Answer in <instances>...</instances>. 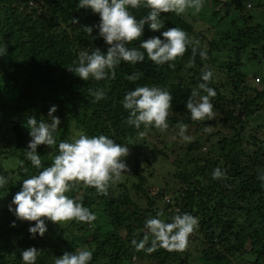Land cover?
I'll list each match as a JSON object with an SVG mask.
<instances>
[{
    "label": "trees",
    "instance_id": "1",
    "mask_svg": "<svg viewBox=\"0 0 264 264\" xmlns=\"http://www.w3.org/2000/svg\"><path fill=\"white\" fill-rule=\"evenodd\" d=\"M208 1L213 16L226 4L232 5L237 13V19L232 21L235 30L218 32L222 45L216 48L217 53L224 52L230 59L235 57L236 62H224L218 72L222 74H214L209 85L217 92L212 98L217 115L211 120L191 121L185 103L200 82L204 65L216 66L214 60L203 61L197 54L194 65L188 67L193 58L191 45L183 57L173 62V68L167 64L156 66L147 60L136 65L122 62L114 79L82 81L67 70L78 53L91 48L105 52L108 47L102 38L93 40L83 30L84 26L98 23L97 15L78 9L77 0H0V42L7 44V54L0 57V136H9L8 147H0V159L16 162L15 172L21 181L38 171L29 161L25 160L23 167L19 164L25 159L22 150L29 140L23 120L26 115H35L48 121L46 116L52 105L57 108L54 115L61 119L56 133L58 142L70 140L74 132H83L89 136L104 134L117 142L132 144L138 133L146 129H136L127 123L128 113L121 103L124 94L136 86L157 85L167 88L173 97L167 118L169 126L184 123L199 132L187 146L185 155L172 162L175 167L172 177L178 180L173 188L169 185L148 188L147 180L141 176L140 165L152 169L158 160L167 161L164 150L153 147L144 160L147 165L140 153L130 148L133 160L130 163L126 160L129 171L122 174L125 179L108 189L116 195H97L91 188L68 192L95 212L97 219L91 225L49 224L44 237L33 240L27 232L28 222H17L14 228L9 226L14 217L7 211L9 203L3 202L0 264H20L19 251L33 246L42 250L38 264H53L54 256L85 246L93 252L91 264H123L130 260L134 262L130 264H143L137 259H146L148 264H264V183L258 179L264 174V77L258 73L249 75L261 82L256 87L248 83L246 71L239 69L240 56L252 57L254 64L264 65V12L256 18L247 13L255 6L264 8V4L250 0ZM247 4L250 7L245 10ZM133 14L139 19L147 10H133ZM161 16L165 23L161 31L179 27L201 44L207 40L204 31H195L192 13L184 18L174 13ZM92 35L96 36V29ZM159 35L145 25L141 39ZM225 40L229 42L226 44ZM209 43L212 48L213 41ZM129 46L138 47L139 40ZM211 53L209 48L207 60ZM133 74L137 78L129 80ZM90 88L103 90L105 98L93 102ZM210 137L215 138L214 142L209 143ZM204 147L206 152L201 150ZM38 153L45 167L56 154L43 145ZM151 155L156 159H150ZM216 167L225 170L226 179L211 178ZM0 175L7 176L1 164ZM129 181L136 196L130 193ZM6 191L0 189V198ZM136 197L143 198L145 205L137 203ZM177 209L199 218L198 232L190 235L184 251L158 249L148 254L135 250L130 241L143 238L147 217L163 210L161 219L170 222ZM196 241L200 246L193 248L197 255L194 260L189 245Z\"/></svg>",
    "mask_w": 264,
    "mask_h": 264
},
{
    "label": "clouds",
    "instance_id": "2",
    "mask_svg": "<svg viewBox=\"0 0 264 264\" xmlns=\"http://www.w3.org/2000/svg\"><path fill=\"white\" fill-rule=\"evenodd\" d=\"M78 9L90 10L98 16V23L84 26L83 30L93 37L102 38L108 46L105 52L99 48L82 50L78 53L73 66L67 68L82 81L114 79L116 68L127 62L136 65L150 61L156 66L167 64L174 67V61L183 57L191 45L192 59L188 67L195 63L198 54L201 60L207 61L206 45H201L199 39H194L179 27L165 28L162 13L199 14L206 5V0H77ZM146 9L147 14L139 19L133 10ZM76 23L75 20H73ZM145 25L151 32H159V36L141 39ZM96 29V36L93 30ZM139 40V46L130 47V43ZM7 54V44L0 42V57ZM135 74L129 75V80H135ZM214 81V70L207 64L200 75V82L194 87L185 103L188 118L191 121L211 120L215 116L212 98L217 95L216 89L210 87ZM93 102L105 98V92L100 89H89ZM172 94L164 87L157 85L136 86L128 90L122 100V108L127 111V123L136 129L141 127L155 128L161 131L169 128L167 118L172 107ZM55 105L49 107L48 121L37 119L35 115H26L23 122L27 129L29 140L23 149L24 160L19 161L21 167L25 160L38 169L36 174L20 181L19 190L12 196L7 211L14 219L10 227H16L17 222H28L27 232L30 239L43 238L49 224L65 226L70 222L91 225L97 219L95 212L84 206L75 197L66 193L77 189H95L97 195H107L109 187L121 180L123 173L129 168L126 158L130 154L132 144L117 142L104 135L89 136L80 132L70 140H57V130L61 119L55 116ZM45 117V116H40ZM177 135L184 140H190L186 134L188 125L177 123ZM139 137L145 133L140 131ZM175 138V137H174ZM55 150L51 163L43 166L38 153L39 146ZM55 146V149H53ZM213 180L226 179V172L216 167L211 172ZM264 183V174L258 176ZM9 177L0 175V189L8 184ZM163 210L149 216L144 221L146 233L142 239L133 238L130 244L135 250H143L151 254L158 249L166 251H184L189 244L190 235L199 227V218L188 212L177 214L170 222L161 219ZM34 222V223H32ZM42 250L28 247L19 251L20 264H38ZM93 252L86 246L72 251H64L60 256H54L53 264H91Z\"/></svg>",
    "mask_w": 264,
    "mask_h": 264
},
{
    "label": "rangeland",
    "instance_id": "3",
    "mask_svg": "<svg viewBox=\"0 0 264 264\" xmlns=\"http://www.w3.org/2000/svg\"><path fill=\"white\" fill-rule=\"evenodd\" d=\"M250 1L253 3L259 1V2L264 4V0H250ZM249 7H250V4H247L245 10H248ZM212 12H213V9L210 6L209 1L206 0V5H205L204 9H202V11L199 14L192 15L191 19L194 20L193 26H194L195 31H198V30L204 31V34H205L207 40L206 41L204 40V43H202L201 45L202 46L206 45L207 50L209 48H210V50L212 49V53L210 55L211 57L207 60V62L210 60L211 61L214 60V64L216 66L212 67L213 64L212 65L210 64V67L214 70V74L217 75V74H222V73H218V72L221 70V66L225 65L224 62L229 61V60L236 62L235 57L233 59H230L229 56L227 54L225 55L224 52L219 54V53H217L216 48H220V46L222 45L221 44L222 37L220 34H217L218 32L235 30V28L232 25V21L237 19V17H236L237 13H236V11H234L233 6L228 5V4H226L225 6L223 5V6L219 7L217 16H213ZM262 12H264V8H258L257 6H255V7H252L251 9H249V11L247 13L250 16H252L253 18H256V17L261 16ZM190 13H191V10H189L186 14H183L181 16L183 18L186 16L189 17ZM199 19H201V20H199ZM200 21H202V22H200ZM197 22H198V25L195 26ZM210 40L213 41V47L212 48L210 47L211 46V44L209 43ZM224 42L227 44V42H229V41L225 40ZM239 58H240V63H241L239 69L244 71V72L246 71V73L248 74V78H249L248 83L250 85L259 87L261 85L260 84L261 82H257L255 78H253L252 76H249V75H251L252 73L253 74L258 73L260 77H264V65L263 64L262 65L254 64V60L252 59V57H249V56H240ZM58 83H59V81H58ZM215 115H217L216 112H215ZM178 131H179V129H177L174 126H169V128L167 130H164V131H161V130L155 129V128H153V130L146 129L143 131L145 133V135L142 138L138 137V139L135 141L136 145H130V148H133L140 153L138 155L142 159L144 165H147V163H145L144 160L146 159V157H148L147 155H150L149 152L152 150L153 147H155L157 150L163 149L164 153L167 156L166 162L158 160V163L155 164L154 166H152V169L146 168L142 165L139 166L138 169L141 171L140 172L141 176L143 177V179L147 180L146 182L149 184L148 188L153 187L152 185L158 186L161 188H165L167 185H169L171 188H173L175 185L178 184V180L176 178L172 177V174H173L174 168H175L173 163L176 160H178L176 158H178L179 156L185 155L187 146L189 145L190 142H192L194 140V137L199 133V132H196L193 127H188L186 134L190 137V140L186 141L177 135ZM210 132H213V130H210ZM78 134L79 133L74 132V135H78ZM1 136L3 138L2 139L0 138V147L7 148L9 136L7 134H1ZM199 139L204 141V140H206V137L205 138L200 137ZM214 140H215V138L210 137L209 143L214 142ZM139 146L141 147L140 149L137 148ZM205 148L206 147L201 149L202 152L207 151V148L206 149ZM130 151H131V149H130ZM131 153H132V151H131ZM144 153H146V155ZM150 159H154V157L151 155ZM126 160L128 163H130V161H132L133 158H131V156L129 154V156L126 158ZM189 160H192V158H189ZM0 164L3 168V170L5 172H7V177H9L8 184L4 186V188H6L7 191L0 198V220H1L4 218V215H3L2 210H1L3 202H5V201L7 203L10 202V200L12 199V196L16 193V189H19V187H20L21 179L18 177L17 173L15 172L16 162L13 159L3 157L0 159ZM150 174H153V177L151 176L152 178H150ZM124 175H125V173H124ZM131 176L135 177L136 175L131 174ZM124 179L125 178L122 177L121 181ZM130 179L133 180L132 177H130ZM131 185L132 184L129 181L128 186L130 189V193H131V195L136 196V193H135L134 189H132ZM117 193H119V192H117ZM66 195H68V193H66ZM114 195H116V193L115 192L113 193L111 190L110 192H108V194L106 196L109 197V196H114ZM134 200L141 205H145L144 199L141 197H136ZM198 229H199V227L192 233V235L197 234ZM193 242L190 243L189 248H190V252L192 255V259L195 260L197 258V255L194 252L193 248H195L196 245H199V242H197V241L195 243H193ZM137 260L139 262H142L143 264H148V261L146 259H137ZM130 263H134L133 260H130L128 262H124L123 264H130ZM135 264H139V263H135ZM197 264H199V263L197 262Z\"/></svg>",
    "mask_w": 264,
    "mask_h": 264
}]
</instances>
